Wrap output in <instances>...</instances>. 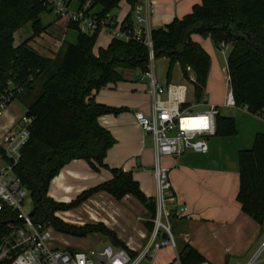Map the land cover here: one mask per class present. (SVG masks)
<instances>
[{"label":"trees","instance_id":"obj_1","mask_svg":"<svg viewBox=\"0 0 264 264\" xmlns=\"http://www.w3.org/2000/svg\"><path fill=\"white\" fill-rule=\"evenodd\" d=\"M122 0H94L113 12ZM135 5L139 0H126ZM192 12L151 32L155 59L170 60L167 77L175 64L194 87L197 101L204 98L211 68V57L192 35L210 38L220 48L230 44L227 58L231 93L236 107L251 114H264V0H201ZM44 13L41 0H0V79L14 77L25 92L18 96L27 104L26 115L32 118L29 140L22 150L16 174L33 201L34 222L50 223L54 229L75 237L100 233L113 244L125 247L117 234L103 223L75 226L55 217L59 211H70L94 195L104 192L120 202L127 195L135 197L151 216L155 214L154 198H148L131 172L110 169L112 178L81 193L66 204L49 197L52 180L75 160L86 161L98 172L107 168L105 158L115 145L112 133L99 124L103 115H119L123 108H111L96 102V94L109 84L124 81V71H146L149 49L143 43L112 40L107 49L94 54L98 35L79 34L76 44L66 43L49 58L39 55L27 42L14 48V34L32 22L33 37L43 28L39 16ZM132 23L131 16L126 19ZM189 68L195 72L190 80ZM39 85V92L32 96ZM32 97V98H31ZM237 133L234 118L218 116L217 136ZM240 187L237 201L242 211L259 225L264 224V132L255 136L253 146L238 155ZM17 224L15 215L0 212V246L9 234L7 224ZM151 232L152 223H146ZM183 264L206 262L194 248L179 252ZM10 260L0 264H10ZM172 264V263H169Z\"/></svg>","mask_w":264,"mask_h":264},{"label":"crops","instance_id":"obj_2","mask_svg":"<svg viewBox=\"0 0 264 264\" xmlns=\"http://www.w3.org/2000/svg\"><path fill=\"white\" fill-rule=\"evenodd\" d=\"M125 1L122 0L119 4L121 8L115 11L121 18L128 15V7ZM150 1L154 4V13L149 17L151 30L164 27L176 18L184 17L192 12L195 5H200L202 2L201 0ZM44 13L39 16V19L45 31L35 38L41 41L36 43V40L34 46L32 43L30 45L39 55L53 58L64 44H76L80 33L74 28L68 27L65 20H61L65 22H62V25H58L56 18V22L54 19H49L48 23H44L41 19ZM53 24L57 26L59 31L52 30L55 28ZM31 29L29 36L23 35L19 40L16 39L15 33L14 44L20 46L33 36L32 22ZM70 31L76 34L75 42L68 41ZM104 34L106 36L100 45L102 47L98 49H107L112 42L108 38L110 36ZM192 39L199 43L211 57V68L203 98L204 104L205 106L206 104L216 105L221 108V116L234 118L237 133L233 136L216 135L211 138L209 140L210 149L207 154L188 152L181 156L163 157L161 159V165L169 171V179L178 203L188 208L187 215L177 219L181 232L178 251L182 252L191 246L209 264H230L231 260L236 259L246 264L261 254L263 257L259 262L256 258V264H264V248H262L264 224L261 226L247 216L237 201L240 187L238 155L240 151L250 149L253 146L255 136L264 132V119L251 114L247 108H224L227 97L231 94L227 59L224 56L226 65L221 69L220 58L213 49L212 40L202 38L199 35H192ZM221 53L224 55V51ZM94 54L98 56L99 51H95ZM167 60L170 65V60ZM176 66L177 74L174 76L171 74L170 79L167 77L168 67L166 72L167 84H185L187 82L179 63L175 64ZM157 72L158 67L155 62V77L159 82L160 80L163 81L160 70V80ZM188 75L191 79L196 77L192 68H189ZM142 76L143 71L141 70L124 71V81L109 84L96 94L97 103L111 108L124 109L119 115L109 114L99 118V124L109 130L116 140L115 145L108 151L105 158L107 168H101L95 172L84 160L72 161L52 180L49 187V197L56 202L68 204L84 191L109 181L112 178L110 169L113 168L131 172L143 193L148 198L155 197L153 139L139 127L135 118L136 112L149 113L153 103L149 93L150 81ZM179 81L181 82L179 83ZM3 119L5 122L0 126L8 127L12 119L14 120L8 112L1 120ZM96 196L99 201H103V198L107 199V202L116 208L115 214L122 213L120 210L122 205L139 202L132 195H127L120 202L104 192L91 198ZM68 213L71 211L66 212V214ZM91 215L93 219L90 220L103 223L111 230L114 229L112 223L98 219L93 213ZM114 232L117 234L116 231ZM140 234L147 235L146 233ZM117 237L125 245L135 243L133 239L125 241L118 234ZM62 247L68 246L62 245Z\"/></svg>","mask_w":264,"mask_h":264},{"label":"built area","instance_id":"obj_3","mask_svg":"<svg viewBox=\"0 0 264 264\" xmlns=\"http://www.w3.org/2000/svg\"><path fill=\"white\" fill-rule=\"evenodd\" d=\"M41 1L44 12L50 13L57 20H65L68 27L74 28L80 34L99 36L106 33L112 40L143 43L149 49V64L142 77L150 81L152 108L149 113L136 112L135 118L139 127L152 137L154 143L155 214L147 221L152 223L153 228L149 236L140 234V241H146L145 244L140 242L122 247L111 243L101 249L88 251L57 245L51 232L52 225L34 222L30 216L33 209H26L30 194L16 174L33 121L25 113L18 120L12 119L10 126H0V212L9 211L15 215L17 221V224H7L10 232L2 238L0 262L10 260V264H154L158 252L170 248L174 254L171 263L183 264L170 219L186 216L188 208L178 203L169 179V171L161 165V159L188 152L207 154L210 149L209 140L217 135V118L222 115L221 108L206 104V110L196 111L195 108L205 104L203 99L197 101V104L190 102L189 90L192 84L189 80L185 84H167L166 88L158 82L154 74L156 59L152 30L149 27V17L154 13V4L150 0H139L135 5L125 1L128 7L125 18L115 13L121 8L120 5L113 12L104 13V8L95 4L94 0ZM128 16L132 18L130 25L126 23ZM13 47L19 46L13 44ZM225 47L224 42L220 44L221 49L224 50ZM24 92V86L17 84L14 77L4 82L0 79V118L7 114L11 104ZM234 107L236 104L231 93L224 108ZM257 116L264 119V114ZM137 220L141 222L143 218L138 217ZM256 258L255 256L246 264H256Z\"/></svg>","mask_w":264,"mask_h":264},{"label":"rangeland","instance_id":"obj_4","mask_svg":"<svg viewBox=\"0 0 264 264\" xmlns=\"http://www.w3.org/2000/svg\"><path fill=\"white\" fill-rule=\"evenodd\" d=\"M41 19L43 20L44 23H48L49 19H54L56 22V19L50 13H47V12H45L41 16ZM57 22H58V25H62V22L65 23L64 21H61V20H58ZM53 26H55V28L52 29L53 31H59L57 30V26L55 24H53ZM31 31L32 29H31V22H30L26 24L24 27H22L20 30H18L15 34V37L17 40H19V38L23 35L29 36L31 34ZM71 32L72 31H70V34L68 36L69 37L68 41L75 42L76 34L71 33ZM105 36L106 35L104 33L98 36L96 45L93 49L94 52L97 50L99 51L98 48L102 47L100 45H102L101 43L103 42ZM35 38L36 37L32 36L31 38L27 39L25 42H27L28 46L33 48L30 44L32 43L33 46L35 45L34 41L37 40ZM108 38L112 40L110 37ZM40 41L41 40H37L36 43H39ZM212 45H213V49L215 50L216 54L220 58V66H221V69H223L226 65V61H224V56L226 59L228 58V56L230 55L232 51V46L228 44L227 47L223 50L217 47L216 45H214L213 41H212ZM222 51H224V55L223 53H221ZM156 66L158 67V72H157L158 78H159V70H160L162 74V80H163L161 81L159 78L161 83L159 81L158 82L160 83L161 86L166 88L167 86L166 72L169 67V62L167 58H164V57L158 58L156 60ZM173 69L174 70H172V75L174 76L175 74H177V66L176 67L174 66ZM180 82L181 81H179V83ZM183 83L185 82L183 81ZM148 84H149V81H148ZM193 88L194 87L191 85L190 90H189V100L190 102L197 104V99L195 98V95L193 94L194 93ZM38 89H39V85L37 84L32 96L37 95V93L39 92ZM207 108H208L207 106H199L195 108V110L198 112H203ZM26 110H27V104L25 103V101L22 99H18L14 103L11 104V106L8 109V114L12 118H14V120H18V118H20L22 115L26 113ZM1 119H0V125H3L5 121L4 119L3 120ZM33 206H34L33 201L31 197L29 196L26 202V209L31 210ZM121 208L122 209L120 210L122 211V213L115 214L116 208L110 205L107 202V199L103 198V201L102 200L99 201L98 197L96 196L94 198H90L84 201L78 207L71 209L70 210L71 213L66 214V211H59L55 214V217L58 218L59 220H62L63 222L67 224H71L75 226H84V225H89V224L97 225L99 224L98 222L96 223V221L90 220V219H93L91 215V213H93L98 219H102L104 222L108 221L109 223H112L114 225L113 230L116 231L118 236L124 239L125 241L133 239L135 243L141 242L142 244H145L146 241H140V233H146L147 236L150 235V231L146 227L147 221H149L152 218L150 211L147 208H145L144 205L140 204L137 201L135 202V204L122 205ZM138 217L143 218V221L141 222L138 221L137 220ZM164 222L166 223L167 221L164 220ZM170 224L172 227V232L176 238L178 248H180L179 234L181 232L179 229V221L175 218H171ZM107 228L111 230L110 227H107ZM51 232H52L54 240L56 241L55 243L57 245L68 246V247L79 249V250L88 251L91 249H101L103 246L112 243L108 237L103 236L100 233L89 234L86 237H75V236H71V235H67L62 232H59L56 229H54V227L52 228ZM262 257L263 256H261V254L258 256L257 258L258 262L260 261V259H262ZM173 258H174V254H173L172 249L170 248L163 249L158 252V255L154 261V264H169L172 262ZM229 263L230 264H243V262L239 259L231 260V262Z\"/></svg>","mask_w":264,"mask_h":264},{"label":"water","instance_id":"obj_5","mask_svg":"<svg viewBox=\"0 0 264 264\" xmlns=\"http://www.w3.org/2000/svg\"><path fill=\"white\" fill-rule=\"evenodd\" d=\"M34 214H35V211H34V210H32V211L30 212V216H31V217H33V216H34Z\"/></svg>","mask_w":264,"mask_h":264},{"label":"snow or ice","instance_id":"obj_6","mask_svg":"<svg viewBox=\"0 0 264 264\" xmlns=\"http://www.w3.org/2000/svg\"><path fill=\"white\" fill-rule=\"evenodd\" d=\"M204 126L206 127L207 125L205 124Z\"/></svg>","mask_w":264,"mask_h":264}]
</instances>
